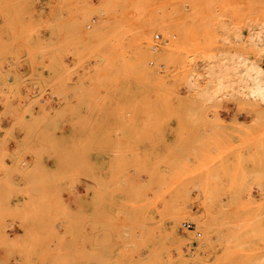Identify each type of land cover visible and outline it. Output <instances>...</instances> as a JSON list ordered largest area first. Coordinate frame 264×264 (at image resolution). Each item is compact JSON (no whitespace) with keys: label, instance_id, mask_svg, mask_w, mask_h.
Listing matches in <instances>:
<instances>
[{"label":"rangeland","instance_id":"1","mask_svg":"<svg viewBox=\"0 0 264 264\" xmlns=\"http://www.w3.org/2000/svg\"><path fill=\"white\" fill-rule=\"evenodd\" d=\"M254 67L264 0H0V264H264Z\"/></svg>","mask_w":264,"mask_h":264},{"label":"bare ground","instance_id":"2","mask_svg":"<svg viewBox=\"0 0 264 264\" xmlns=\"http://www.w3.org/2000/svg\"><path fill=\"white\" fill-rule=\"evenodd\" d=\"M246 61H249V60L246 59L244 62H246ZM253 66H255V65H253ZM251 70H252V73L250 75H248L247 79L244 81L247 85L245 83H243V81H242V83L245 84V87H246L245 89H247L246 91H248V95H246V96L257 98L258 100H260L264 104V70L261 68H258V67L257 68L254 67L253 69L250 68V71ZM244 72H246V71H244ZM221 75H219L218 78L216 77L215 81L213 80L214 90L212 91L213 95L211 97L229 96L232 89H234V86L230 85L227 81H225ZM246 76H247V74H246ZM243 77H244V75H243ZM233 94H235V92L232 93V95ZM42 114H44V113L42 112ZM46 118H48V117L43 115V119H46ZM182 200H183V202L186 201L184 199H182ZM184 207H185V204H184ZM186 208H187V206H186Z\"/></svg>","mask_w":264,"mask_h":264},{"label":"built area","instance_id":"3","mask_svg":"<svg viewBox=\"0 0 264 264\" xmlns=\"http://www.w3.org/2000/svg\"><path fill=\"white\" fill-rule=\"evenodd\" d=\"M25 89L23 88V91ZM27 93L29 96L37 101L38 105L47 112L55 109L59 104V98L56 94L53 93H45L41 94L37 90L27 89ZM182 234H186L187 232H193L194 228L191 224H183L181 227ZM197 237L200 238L201 235L197 234Z\"/></svg>","mask_w":264,"mask_h":264},{"label":"crops","instance_id":"4","mask_svg":"<svg viewBox=\"0 0 264 264\" xmlns=\"http://www.w3.org/2000/svg\"><path fill=\"white\" fill-rule=\"evenodd\" d=\"M81 190V189H80ZM70 203H73V198H70Z\"/></svg>","mask_w":264,"mask_h":264}]
</instances>
